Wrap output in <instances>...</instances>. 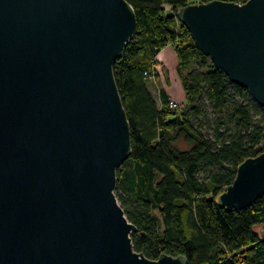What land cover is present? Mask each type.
<instances>
[{"label": "water", "instance_id": "1", "mask_svg": "<svg viewBox=\"0 0 264 264\" xmlns=\"http://www.w3.org/2000/svg\"><path fill=\"white\" fill-rule=\"evenodd\" d=\"M176 16L264 107V0L192 2ZM136 32L127 0H0V264H187L137 251L115 193L132 148L113 64ZM263 195L261 152L217 202L239 210Z\"/></svg>", "mask_w": 264, "mask_h": 264}, {"label": "trees", "instance_id": "2", "mask_svg": "<svg viewBox=\"0 0 264 264\" xmlns=\"http://www.w3.org/2000/svg\"><path fill=\"white\" fill-rule=\"evenodd\" d=\"M127 1L137 32L113 72L132 151L117 168L115 193L136 225L134 248L151 259L183 254L187 264H264V195L239 210L217 202L239 163L264 152V107L216 68L176 16L183 5L209 0ZM167 45L185 93L181 111L164 89L159 103L149 86Z\"/></svg>", "mask_w": 264, "mask_h": 264}, {"label": "rangeland", "instance_id": "3", "mask_svg": "<svg viewBox=\"0 0 264 264\" xmlns=\"http://www.w3.org/2000/svg\"><path fill=\"white\" fill-rule=\"evenodd\" d=\"M198 2H201V1H198ZM172 55H174V54H172ZM175 59H176V57L172 56L170 68H168L164 63H162L160 61L159 53L156 56V63H155L156 74L149 78V86H150L151 90L154 92V94L157 96L159 103H160V98L158 97V95H159V92L163 88L166 89V87H168L169 90L172 92V95L177 96L178 89H180V85L182 84V79L178 74V70H177L178 67H177ZM177 75L179 76V78ZM170 82H171V84H170ZM176 101H178V103H179V109L178 110L181 111L184 108V104L182 102L183 100L182 101L176 100ZM207 109L209 110V108H207Z\"/></svg>", "mask_w": 264, "mask_h": 264}, {"label": "crops", "instance_id": "4", "mask_svg": "<svg viewBox=\"0 0 264 264\" xmlns=\"http://www.w3.org/2000/svg\"><path fill=\"white\" fill-rule=\"evenodd\" d=\"M172 54H174V55H172ZM172 56H175L176 57V55H175V52H174V49H173V47L171 46V45H168V46H166V47H164L160 52H159V58H160V61L162 62V63H164L168 68H170V64H171V60H172ZM176 64H177V57H176ZM171 70V69H170ZM169 70V71H170ZM178 76V75H177ZM178 78H179V76H178ZM181 82V81H180ZM170 84H171V82H170ZM163 86V85H162ZM167 93H168V95L171 97V99H175V100H183L184 101V99H185V93H184V89H183V85L181 84L180 85V89H178V93H177V96L176 95H172V92L169 90V88L168 87H166V89L165 88H163ZM180 99H179V98ZM182 101V102H183Z\"/></svg>", "mask_w": 264, "mask_h": 264}, {"label": "built area", "instance_id": "5", "mask_svg": "<svg viewBox=\"0 0 264 264\" xmlns=\"http://www.w3.org/2000/svg\"><path fill=\"white\" fill-rule=\"evenodd\" d=\"M169 104L172 108H178L179 107V103L175 99H171Z\"/></svg>", "mask_w": 264, "mask_h": 264}]
</instances>
